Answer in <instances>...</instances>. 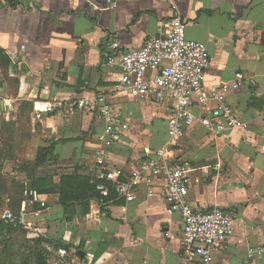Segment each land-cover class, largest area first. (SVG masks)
I'll return each instance as SVG.
<instances>
[{
	"label": "crops",
	"instance_id": "1",
	"mask_svg": "<svg viewBox=\"0 0 264 264\" xmlns=\"http://www.w3.org/2000/svg\"><path fill=\"white\" fill-rule=\"evenodd\" d=\"M109 1L0 0V104L16 97L35 103L45 146H53L48 161H55L47 174L59 182L74 172L90 177L96 135L105 128L95 97L106 95L118 118L108 164L128 174L139 160L166 149L174 164L190 169L189 202L202 212L215 207L232 212L234 236L209 262L188 258L183 218L168 213L163 178L152 197L145 185L129 202L112 193L91 200L85 213L77 205L70 218L58 193L34 192L24 215L43 221V229H36L67 247L48 245L60 256L57 264H264V255L248 256L250 246L264 247V0ZM172 2L187 25V38L208 47L206 88L243 74L244 86L226 102L248 124L246 130L220 135L197 122L173 144L169 97L159 102L151 93L134 98L117 89L121 69L107 61L110 44L119 40L125 47H141L167 33ZM2 56L10 59L9 76L18 79L16 94L2 79ZM82 99L90 109L78 110ZM48 101L62 105L47 111ZM193 111L202 113L197 106Z\"/></svg>",
	"mask_w": 264,
	"mask_h": 264
},
{
	"label": "built area",
	"instance_id": "2",
	"mask_svg": "<svg viewBox=\"0 0 264 264\" xmlns=\"http://www.w3.org/2000/svg\"><path fill=\"white\" fill-rule=\"evenodd\" d=\"M172 10L170 26L164 35L152 36L141 47H125L119 40L110 44L107 61L121 69L117 89L134 98L151 93L159 102L169 97L173 110L167 127L173 144L185 136L188 127L197 122L220 135L234 129L246 130L248 124L226 102L230 92L244 86L243 74L238 72L234 81L207 89L205 78L211 57L208 47L203 41L187 38V25L174 2ZM212 101L217 104L212 106ZM61 105L48 101L44 109L51 111ZM95 105L105 128L96 135L99 146L90 182L101 197L107 198L115 192L118 198H125L129 202L135 199L137 189L144 185L148 188V196L152 197L157 180L163 178L166 181L164 199L167 211L170 214L178 213L183 218L184 254L190 259L201 258L209 262L215 253L224 250L234 236L236 216L220 207L208 212L196 209L187 198L190 169L184 163L174 164L166 149L158 150L146 160H139L128 174L122 167L110 166L109 149L116 140L115 124L118 118L106 95L96 96ZM196 106L202 110L199 116L193 111ZM77 107L80 111L91 108L89 101L84 99L78 102ZM123 210H127L126 204ZM3 219L7 223L18 224V219L12 213H6ZM24 220L25 215L22 214L19 222L23 224L26 222ZM263 255L264 247L248 248L251 259Z\"/></svg>",
	"mask_w": 264,
	"mask_h": 264
},
{
	"label": "rangeland",
	"instance_id": "3",
	"mask_svg": "<svg viewBox=\"0 0 264 264\" xmlns=\"http://www.w3.org/2000/svg\"><path fill=\"white\" fill-rule=\"evenodd\" d=\"M2 79L9 84L11 92L16 94L18 84L14 81L11 82L6 77ZM27 101L29 100H20L16 97L5 99L0 104V134L3 138L2 153L0 154V182L1 184L5 181L8 183L7 193L4 192L3 195L0 193V221L4 220L3 217L6 213H12L15 217L26 213L23 207L28 200H23L22 208H16L14 211L10 207V204L13 203L11 200L13 201L14 197H17L18 200L19 198L26 199L27 193H23L21 190L27 186L28 175L32 174V163L38 157L40 149L49 145L48 138L39 122L40 117L36 111L35 103H26ZM54 161V158L47 161L37 172L40 175L47 174ZM28 215H25V227L20 231L22 235L17 234L13 238L15 241L12 247L6 250L0 244V264H22L25 255L32 251V246L47 249L49 252L46 258L47 262L57 264V259L60 258L59 254L53 252L47 244L37 242V239L42 238L45 234L43 230L37 229H43L45 223ZM30 222L34 224L31 227L28 225ZM31 239L36 241H30ZM26 264H35L34 259Z\"/></svg>",
	"mask_w": 264,
	"mask_h": 264
},
{
	"label": "trees",
	"instance_id": "4",
	"mask_svg": "<svg viewBox=\"0 0 264 264\" xmlns=\"http://www.w3.org/2000/svg\"><path fill=\"white\" fill-rule=\"evenodd\" d=\"M9 62L10 59L7 56H2L1 65L4 70L3 73L8 80H10L11 82L14 81L15 83L18 84V79L13 78L8 74L7 64H9ZM26 103L34 104L33 101H27ZM2 139H3L2 135L0 134V154L2 153V148H1ZM52 150H53L52 145L49 147H42L40 149L38 157L32 163L33 165V168H31L32 174L28 175L27 186H25V188L21 190V192L27 193L26 199L19 198L18 200L17 197H14V200L13 201L11 200V202L13 203L10 204V207L13 211L16 208L18 209L22 208L23 200L24 201L34 200V192H37L38 194L49 193L50 191L58 193L60 195L59 203L65 209V213L68 214V218L71 217V215L69 214L75 213L77 205H81L85 213L89 210V205L91 200L93 199L100 200L102 198L100 193L96 190V187L91 184L90 177L80 175L78 172H74L68 175H62L60 177L59 182H55L54 179L48 174L40 175L37 172V170L43 167V165L48 161V157H49L48 155L52 152ZM7 185H8L7 181L3 182V184H1L0 182L1 195H3L4 192L7 193L8 191ZM4 188L5 190L3 191ZM114 195L115 192L112 194L111 197H113ZM18 201L19 203H17ZM33 204L34 207L39 206L36 202H34ZM20 218H21V214L19 215V217H16V219H18L17 225L12 223H7L5 222V220L0 221V244L6 250L12 247L15 241L13 238L17 234L22 235L20 231L24 229L25 225L24 223L22 224L19 222ZM30 241L35 242L36 240L31 239ZM37 242L45 243L49 246H56L57 248L63 247L67 249L66 246L61 245L56 240L47 238L45 236H43L42 238L39 237L37 239ZM31 248L32 251L25 255L26 257L23 258L22 264L29 263L33 259L35 264H49L46 259L49 254L47 249H44L43 247H39V246H32Z\"/></svg>",
	"mask_w": 264,
	"mask_h": 264
}]
</instances>
